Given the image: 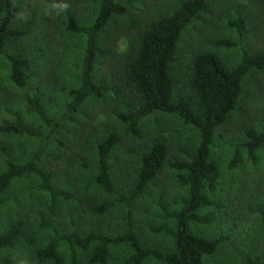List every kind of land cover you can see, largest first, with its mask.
Here are the masks:
<instances>
[{"label": "rangeland", "instance_id": "374dc122", "mask_svg": "<svg viewBox=\"0 0 264 264\" xmlns=\"http://www.w3.org/2000/svg\"><path fill=\"white\" fill-rule=\"evenodd\" d=\"M125 7L122 16L114 17L99 34L98 42L105 52L95 61L93 81L103 88L101 96L89 97L73 114L71 122H63L48 140L40 165L48 171L55 184L70 190L74 199L61 202L58 216H49L47 196L36 177L14 180L2 195L0 232L17 217H23L37 245H44L54 235L71 229V221L80 232L96 230L108 234L124 230L127 207L115 203L103 216L93 207L116 195L103 192L95 181L96 146L108 133L115 132L119 141L111 153L110 175L117 193L127 194L134 183L141 156L154 142H163L167 157L157 175L147 184L143 194L129 205L134 230L147 247L169 251L171 237L151 229L172 227L163 217L158 201L169 210L177 209L185 187L177 181L170 168L174 161H186L197 143L198 133L189 124L170 114L155 112L141 119L138 135H132L118 114L137 105L138 99L130 88L125 71L138 46V36L151 20L167 14L183 0H120ZM67 5V8L64 5ZM98 11V0H24L13 23V33L6 46L7 53L25 54L30 62L29 83L24 89L15 88L9 80L8 63L0 57V126L10 121L6 109L21 113L25 122L38 128L36 118L24 107L22 96L37 93L47 114L59 116L71 96L69 90L79 86L78 65L85 40L67 31L66 18L74 15L79 25H89ZM237 15L244 18L247 32L238 40L229 24ZM219 40L238 43L233 48L218 47ZM245 49L251 54L264 49V0H208L205 10L185 25L177 42L170 74L182 95L189 93L192 59L203 51L218 52L227 67L235 66ZM225 122L217 127L211 159L219 170L217 188L212 197L223 203L215 221L192 224L194 232L209 237H223L215 254L205 264H243L246 254L264 262V226L250 208L264 200V149L256 163L246 158L235 168L229 163L233 147L244 138L245 130H261L264 125V68L246 74L241 80L238 103ZM38 145V139L14 136L0 131V171L10 162H25ZM243 157H245L244 153ZM48 224L42 227L40 222ZM34 247V246H33ZM33 247L18 242L7 253L14 264H30ZM125 245L111 249L107 264H124L128 254ZM86 253L80 252L78 264H89ZM143 264H164L147 259Z\"/></svg>", "mask_w": 264, "mask_h": 264}, {"label": "trees", "instance_id": "16d2710c", "mask_svg": "<svg viewBox=\"0 0 264 264\" xmlns=\"http://www.w3.org/2000/svg\"><path fill=\"white\" fill-rule=\"evenodd\" d=\"M24 0H0V57L4 56L9 68V80L17 89H24L29 83L31 64L22 53H7L6 46L13 33V23L19 14V4ZM208 0H183L178 7L167 14L151 20L138 36V46L125 71L126 80L135 94L138 103L135 107L118 114L119 121L126 124L132 135H138L141 119L161 112L178 117L191 125L198 133V143L186 161H174L170 168L175 171L177 181L185 187L178 208L169 210L158 201L163 217L172 221V227H154L151 230L171 237L169 251L162 252L155 247L142 243L134 230L129 205L139 198L147 184L157 175L167 157V147L163 142H154L141 156L134 183L127 194L117 193L110 175L111 153L119 138L115 132L108 133L96 146L95 181L107 194L116 195L113 201H104L94 206L93 212L103 216L115 203L127 207L124 216V230L116 234L102 233L96 230L80 232L71 221V229L62 233L54 230V235L44 245H37L33 234L28 230L23 217H17L0 232V251L10 250L18 242L33 247L29 257L30 264H78L80 252L86 253L89 264H107L111 249L125 245L128 254L124 264H143L153 259L164 264H205L206 258L216 253L224 238H209L193 231L192 224H210L224 206L212 197L217 188L219 170L211 159L214 134L225 122L238 103L241 94L242 78L264 68V49L251 54L242 50L238 63L227 67L218 52L203 51L192 59L189 78V93L182 95L176 88L170 74V65L175 59L177 42L185 25L205 10ZM125 7L120 0H98V11L89 25H79L74 15L66 18V29L72 34L84 37L85 44L79 67V86L69 90L70 100L59 116H50L43 107L37 93H25L22 101L26 111L32 114L38 123L36 126L25 122L21 113L7 108L11 118L0 126V131L14 136H26L38 139V145L25 162H10L0 171V205L5 203L2 195L14 180L36 177L39 189L47 196L46 210L55 218L61 202L74 199L73 193L54 183L52 175L40 165L48 140L55 129L63 122H71L73 114L89 97L101 96L103 88L93 81L95 61L104 57L98 38L106 25L116 16H122ZM239 41L244 38L247 28L242 16L237 15L230 23ZM216 45L233 48L238 43L231 40H219ZM230 168L237 167L246 158L256 163L257 152L264 149V125L261 130L248 128L242 141L233 147ZM245 157H243V154ZM250 210L256 214L264 226V200L255 203ZM47 227L46 221L40 222ZM243 264H264L257 256L246 254ZM0 264H14V257L7 253Z\"/></svg>", "mask_w": 264, "mask_h": 264}, {"label": "clouds", "instance_id": "9594fccd", "mask_svg": "<svg viewBox=\"0 0 264 264\" xmlns=\"http://www.w3.org/2000/svg\"><path fill=\"white\" fill-rule=\"evenodd\" d=\"M64 7L67 8V5L65 4Z\"/></svg>", "mask_w": 264, "mask_h": 264}]
</instances>
